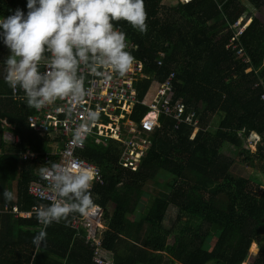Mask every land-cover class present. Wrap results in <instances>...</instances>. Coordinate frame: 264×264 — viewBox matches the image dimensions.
Returning <instances> with one entry per match:
<instances>
[{
    "label": "trees",
    "instance_id": "obj_1",
    "mask_svg": "<svg viewBox=\"0 0 264 264\" xmlns=\"http://www.w3.org/2000/svg\"><path fill=\"white\" fill-rule=\"evenodd\" d=\"M26 3L0 0V17L17 8L26 13ZM144 5V34L125 21L113 22L138 47L133 56L145 61L148 76L135 81L138 98H151L152 82L173 70L174 100L184 102V118L193 112L199 123L175 126L163 115L143 150L123 139L86 140L80 156L97 165L103 177L90 189L94 205L105 211L103 246L115 252L114 264H264V187L232 172L240 159L254 164L264 178V24L251 10L264 7V0H190L171 7L163 0H144ZM239 17L251 18L234 41L247 62L228 47L229 27ZM159 51L166 52L163 66L157 64ZM8 55L0 38V113L13 117L14 128L7 131L15 137L4 139L0 126V210L17 205L30 211L49 205L28 190L40 178L38 168L52 164L45 155L53 141L30 129L28 119L36 109L27 106L24 95L11 97L5 81ZM47 58L45 53L41 63ZM148 111L137 104L131 119L140 124ZM215 116L220 123L212 130ZM253 134L260 141L251 154L246 145ZM28 152L38 158H25ZM133 152L140 153L136 164ZM6 190L13 193L11 201L4 198ZM170 208L177 215L168 228ZM75 215L80 214L49 225L37 248L33 238L41 226L36 215L0 214V264H95L91 247L70 227ZM249 251L256 252L250 260Z\"/></svg>",
    "mask_w": 264,
    "mask_h": 264
},
{
    "label": "clouds",
    "instance_id": "obj_2",
    "mask_svg": "<svg viewBox=\"0 0 264 264\" xmlns=\"http://www.w3.org/2000/svg\"><path fill=\"white\" fill-rule=\"evenodd\" d=\"M189 1L163 0V3L171 7L178 2ZM26 8V13L17 8L12 15L0 17V38L9 51L4 62L5 81L11 88L22 90L27 106L36 110L53 105L58 100L79 103L83 99L84 78L77 74L81 64L101 75L104 70L119 76L128 72L137 58L133 56L137 51L130 53L125 50L127 35L113 22L125 21L141 34L147 31L144 0H27ZM236 22L239 23L234 26ZM250 22L251 18L244 20L239 17L231 23L229 29L233 31V44ZM231 43L228 47L235 49V55L247 62L243 51L240 49L243 56H238L239 48L236 44V47H232ZM46 52L51 58L44 65L45 72L41 73L39 66ZM161 53L164 54L163 60L166 59V52L159 51L157 64ZM152 85L155 86L154 81ZM132 112L133 109L127 114V121L134 122L131 119ZM193 116L194 113L189 121L198 124L199 119H193ZM98 118V112L89 110L85 122L74 132L72 143L82 145L85 134L90 131L89 125ZM153 132L148 133L147 143L138 147L140 150L151 145ZM94 177L95 173L91 169L73 171L72 167L54 166L48 177L54 194L52 202L49 205L42 204L35 213L37 221L43 226L33 238L37 248L46 240V229L53 222L60 223L73 213L89 216L94 212L96 206L90 191ZM3 195L7 201L13 199L10 191L6 190ZM103 222L108 230L107 222ZM101 247L109 256L110 264H114L115 252L103 246V238Z\"/></svg>",
    "mask_w": 264,
    "mask_h": 264
},
{
    "label": "built area",
    "instance_id": "obj_3",
    "mask_svg": "<svg viewBox=\"0 0 264 264\" xmlns=\"http://www.w3.org/2000/svg\"><path fill=\"white\" fill-rule=\"evenodd\" d=\"M236 22L234 26L238 25ZM116 30L120 31L116 28ZM232 47H236L231 41ZM126 51L130 53L137 51V46L126 37ZM47 53V52H46ZM43 61L40 72H45V63L50 59ZM158 65L164 64V54H160ZM238 56H243L242 51H237ZM78 76L84 78L85 94L79 103L75 101L58 100L53 105L45 106L40 110H36L35 114L28 119L29 127L32 131L40 136H46L52 140V146L45 155V161H52V164L43 168H38L40 178L29 186V195L50 204L53 199V193L50 189V177L54 166L72 167L73 171L81 169H91L95 173L93 181L103 182V177L100 168L80 156V151L84 148L88 138L102 142L103 139H127V144L136 148H141L147 143L146 137L148 133L153 132L160 126V117L168 116L176 121V125L181 122L189 121L190 116L184 118L186 106L184 102L174 100V79L175 72L172 70L163 81L155 80L157 86L152 90L151 98L144 101L138 98V93L135 88V81L140 77H147L145 73V62L143 60L134 59L133 65L124 76L111 73L110 70H104L103 74H96L94 71H89V68L81 64L78 69ZM151 91V89H150ZM11 97L15 100L23 99V91L19 88H11ZM1 99V97H0ZM261 100L264 101V92L261 93ZM137 104L147 105L150 109L140 124L127 121V114H130L132 109ZM96 111L99 113V118L94 124H90V131L85 134L82 145L72 143L74 132L80 128L85 122V116L88 111ZM119 118V119H117ZM123 119H126L131 127L130 131H124L122 126ZM124 137V138H123ZM15 141L14 136L8 138ZM61 146H60V145ZM30 157L32 160L38 158L37 153L28 152L24 156ZM43 170V171H42ZM42 205V204H41ZM34 206L30 211H20L17 206L4 205L0 213H8L15 218H31L35 215L38 207ZM105 211L99 207L89 216L75 215L70 221V227L74 230V236L84 241L86 245L91 247L92 261L95 264H110L109 256L102 249V238L106 227L103 222ZM41 229L43 226L39 223Z\"/></svg>",
    "mask_w": 264,
    "mask_h": 264
},
{
    "label": "rangeland",
    "instance_id": "obj_4",
    "mask_svg": "<svg viewBox=\"0 0 264 264\" xmlns=\"http://www.w3.org/2000/svg\"><path fill=\"white\" fill-rule=\"evenodd\" d=\"M251 10L254 12L253 15L256 16L259 20L262 19V23L264 24V7H261L258 10H256V9H251ZM248 69L249 68H247V70ZM156 87H157L156 85L153 86L151 88V91ZM5 120H7V117L5 118ZM123 120H125V122L122 123V126L125 129L124 131H130L131 127L128 125L126 119H123ZM219 123H220V118L218 116H215L213 121H212V128L211 129L216 130L219 126ZM2 128H5V131H7L9 128H14V127H13V125L8 126L5 123H3ZM248 139L249 140H247L246 147L249 149L250 153L252 154L255 152V143L259 142L260 138L253 134ZM139 155H140L139 152H133L131 159H133L135 161H132V164H136V160H137ZM232 172L239 177L248 178V179L256 182L261 188L264 187V178H262L259 175V170L255 167L254 164H250L249 162H243L240 159H237L235 161V164L232 167ZM140 205L142 207L144 206V204H142V203ZM140 210L141 209H139V212L137 214H141ZM176 215H177L176 209L170 208L169 212L167 213V217H166V221H165L166 227L171 228L170 226L172 225L173 221L175 220ZM168 241L169 242L173 241V237L171 235L168 236ZM256 252H257V249H256ZM256 252L254 254H251V252L249 251V260L252 258V256H254L256 254ZM243 264H245V263H243Z\"/></svg>",
    "mask_w": 264,
    "mask_h": 264
},
{
    "label": "crops",
    "instance_id": "obj_5",
    "mask_svg": "<svg viewBox=\"0 0 264 264\" xmlns=\"http://www.w3.org/2000/svg\"><path fill=\"white\" fill-rule=\"evenodd\" d=\"M165 1V0H164ZM169 1H172V0H169ZM7 117V120H5V118ZM3 121V122H2ZM4 121H6V123H8V124H6V125H8V126H10V125H13V127H14V122H13V117H11L10 115H6V114H1L0 113V126L1 127H3V123H4ZM3 129H5V128H3ZM9 129H11V128H9ZM8 129V130H9ZM10 137H13V135H11V133H9L8 131H6L5 133H4V139H6V140H8V138H10ZM14 206H17V205H14ZM9 207H11V206H9ZM3 209V208H2ZM1 209V210H2ZM0 214H8V213H0ZM14 217V216H13ZM15 218V217H14Z\"/></svg>",
    "mask_w": 264,
    "mask_h": 264
},
{
    "label": "bare ground",
    "instance_id": "obj_6",
    "mask_svg": "<svg viewBox=\"0 0 264 264\" xmlns=\"http://www.w3.org/2000/svg\"><path fill=\"white\" fill-rule=\"evenodd\" d=\"M117 119H119V118H117Z\"/></svg>",
    "mask_w": 264,
    "mask_h": 264
}]
</instances>
